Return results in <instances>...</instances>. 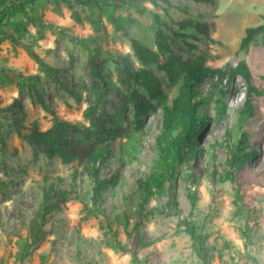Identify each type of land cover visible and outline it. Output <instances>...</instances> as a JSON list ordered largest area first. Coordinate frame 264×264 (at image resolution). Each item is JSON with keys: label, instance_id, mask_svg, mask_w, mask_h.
Listing matches in <instances>:
<instances>
[{"label": "rangeland", "instance_id": "rangeland-1", "mask_svg": "<svg viewBox=\"0 0 264 264\" xmlns=\"http://www.w3.org/2000/svg\"><path fill=\"white\" fill-rule=\"evenodd\" d=\"M182 1L173 3L182 6ZM185 3L184 7H171L169 16H164L160 6L141 3L169 25L161 26L168 49L159 59H187L206 53L211 67L226 71L246 62L253 83L262 90L255 115L243 128L248 137L246 149L255 155L244 160L241 170L230 163V150L240 139L235 111L245 99V83L240 76L230 77L229 71L221 83L214 77L213 85L206 86L209 102L200 111L212 120L200 133L194 154L164 180L156 178L164 169L157 150L163 109L156 100L151 101L154 108L139 117L141 146L135 158L124 165L114 156L96 163L100 167L96 181L77 161L63 164L60 158L48 159L43 154L34 158L22 138L33 121L45 130L54 113L88 124L82 111L96 98L89 69L93 49L100 53L109 50L133 68L140 62L132 40L156 49V29L148 11L141 14L132 5L103 10L75 5L70 9L62 1L38 0L27 13L15 16L27 23L26 30L19 33L20 43L0 40V107L17 104L16 114L3 111L0 116V264H40V254L46 255L47 264H134L131 253L120 249H133L137 239L150 242L137 249L139 264H264V34L247 50L239 49L245 27L264 22V0H215L211 6ZM188 16L213 23L211 38L194 32L197 40L173 39L175 22ZM29 17L43 26L29 23ZM7 28L12 31L11 26ZM27 47L54 70H45ZM151 68L170 104L176 84L156 64ZM100 70L111 84L102 100L107 128L134 129L136 107L141 111L148 94L135 84L136 93L128 100L131 92L118 81L111 58L103 59ZM222 90L227 91L224 96ZM218 98L226 105L225 111ZM118 141L119 137L113 141L114 151ZM50 183L68 190L69 200L48 216L46 239L21 259L20 245L27 239L28 225ZM186 221L204 242L203 256L197 254L185 230Z\"/></svg>", "mask_w": 264, "mask_h": 264}, {"label": "trees", "instance_id": "trees-1", "mask_svg": "<svg viewBox=\"0 0 264 264\" xmlns=\"http://www.w3.org/2000/svg\"><path fill=\"white\" fill-rule=\"evenodd\" d=\"M38 0H0V40L9 39L14 44L20 43V32L26 30V22L20 18H15L17 14H25L28 9H32L35 2ZM62 1L73 9L77 6L95 7L103 10V8H121L126 5H132L137 12L144 14L147 11L152 15L153 25L156 31V49H151L139 43L137 40H132L133 53L140 62L137 68L130 65L121 57L113 55L109 50L100 53L99 50L93 49L89 59V69L92 78V88L96 98L94 102L88 105L82 111V117L88 120V124L81 120H66L52 114L51 125L45 130H40L38 123L33 121L29 131L22 133V138L30 145L34 158L39 154H43L48 159L54 157L60 158L63 164H70L77 161L86 170V173L97 180V175L100 170L99 165L102 164L109 156H114L121 164L133 160L141 146L140 135L142 133L139 117L141 114H146L154 108L152 100H156L163 109V131L157 137V150L163 160L164 169L161 173H156L158 180H164L167 173L172 174L175 167L181 161H187L196 150L198 137L202 130L207 127L212 120L210 116L205 114L204 109L209 102L210 89L206 88L211 80L216 77L221 83L227 77L230 71V77L240 76L245 83V99L242 104L236 109V126L240 129V139L234 149L230 150L232 159L230 163L236 170L242 169L244 160L255 155V151L247 150V133L243 130L245 124L250 118L255 115L257 109V98L261 96L262 90L258 88L252 80L251 71L246 62L240 61L235 67L224 70L221 67L213 68L207 62L209 57L206 53H200L196 56L182 59L179 57L168 59L161 62L160 54H165L168 49V44L164 42L165 34L162 30L163 25H166L154 10L142 6L144 1L150 2L154 8L161 7L164 16H169L171 7H184L185 0L180 2L181 5H175L173 0H48ZM163 2L164 5L161 4ZM194 3L204 5H214L215 0H188ZM76 20L79 21L77 13H73ZM264 21V16H261ZM28 22L33 25H39L34 17H29ZM176 29H171L173 39L192 37L195 40L199 35L209 37L210 31L213 30V23L204 22L198 17H183L175 22ZM11 26L12 31L7 27ZM39 26H43L40 24ZM264 34V22L257 25L247 26L239 41V49L247 50L257 38ZM211 38V37H209ZM212 40V39H211ZM94 41V40H93ZM93 41H87L91 44ZM264 45V38L262 40ZM191 48H196L195 43L187 42ZM31 57L42 65L45 70H54L49 65L42 62L39 56L27 47ZM104 58H111L117 66L118 81L130 91L131 95L136 93L138 88L148 94L149 100L141 103V111L136 107V122L134 129L125 128L123 131L107 128V112L102 100L110 93L111 84L101 76V63ZM152 64H156L158 69L163 71L168 80L172 84H176L177 93L171 99L170 104L165 102V94L160 88V79L155 75ZM57 78V77H56ZM72 96L78 100L79 95L72 89H68ZM227 91L222 90L221 95H225ZM127 100V101H128ZM218 105L222 111L226 110V105L221 98L217 99ZM17 104L13 106L0 107V116H4L3 111L16 114L15 109ZM141 112V113H140ZM119 137L118 147L116 151L113 149V141ZM98 163L99 165H96ZM229 178L233 179L232 174ZM69 191L60 189L56 183H50L45 187L42 203L40 208L35 212L32 221L29 223L27 231V239L20 245V258L23 259L26 255L38 248L46 239L50 230L46 228L48 216L61 208V205L69 200ZM185 230L191 237L192 244L199 256H203L206 252L204 242L199 239L195 233V228L189 221L184 222ZM110 232L115 235V231L110 229ZM109 246L114 248L112 242H108ZM150 244L148 241L141 242L137 239L133 249L120 250L131 253L134 264H139L137 258V249L146 247ZM40 264L46 263V255L40 254Z\"/></svg>", "mask_w": 264, "mask_h": 264}]
</instances>
